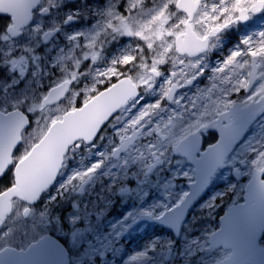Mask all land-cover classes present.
<instances>
[{"label":"rangeland","instance_id":"374dc122","mask_svg":"<svg viewBox=\"0 0 264 264\" xmlns=\"http://www.w3.org/2000/svg\"><path fill=\"white\" fill-rule=\"evenodd\" d=\"M175 1L102 0L100 6L103 8L95 22L83 29L87 52H91L90 49L98 37L108 28L117 31L116 43L120 40L118 35L125 40L121 24L127 26L133 41L140 40L147 48L149 46L154 48L150 67L135 61L140 56L141 49L134 45L131 48L119 49L115 58L116 71H119L124 63L135 64L137 67V69L132 67L131 77L147 96L144 119L148 122L149 131L167 128L169 135L168 141L162 144L134 145L118 161L110 164L111 172L108 176L100 175L99 179L106 180L111 187L105 192H111L114 187L125 190L123 198L116 197L114 204L116 209L111 211L118 213L117 216H106L112 209L106 199H96L89 204L86 197L79 198L76 189L80 179L76 172L71 173L66 176L65 182H60L63 187L56 185L34 209H31L26 220L21 216L23 207H13L6 229L0 230V242L3 245L23 246L33 238L41 236L46 230L58 232L55 227L59 226H55L49 220L50 208L57 205L62 206L60 213L64 214L70 229L68 241L75 253L70 264H214L221 258L223 254L210 250L206 242L208 234L216 228L217 213L221 214L226 209L224 207L221 210L215 203L219 194L216 186L225 184L231 190L239 192L250 170L260 168L264 164V115L250 128L240 147H237L233 156L227 160L225 169L214 178L213 189L193 208L182 226L176 243L173 237H168L165 232L157 240L155 235L159 228L144 223L125 232L136 214L148 213L158 216L168 207L177 204L185 194V183L193 179L192 168L184 160L171 156L170 145L176 144L177 139L187 132L193 119H211L232 100L245 104L264 94V14L251 17L245 25L229 26L225 34H219L211 39L207 52L188 59L177 56L174 52L173 38L182 32L185 20L184 16L175 10ZM254 1L205 0L192 20L195 34L202 37L208 29L230 22L240 8L247 7ZM98 18L105 22L99 21ZM226 33H229V39L225 36ZM251 55L258 57L260 67L256 83L248 93H245L248 60ZM163 66L164 68L158 69ZM166 67L174 74L177 85L182 86L188 77H194L193 84L178 91L170 104L163 101L169 84V76L163 71ZM151 69L159 72L158 78H153L150 74ZM130 70L131 65L127 67V71ZM45 85L46 82L37 80L35 103L37 116L35 114L31 124L30 136L27 137L28 134H25L21 138V146L36 143L48 126L60 119L66 109L77 101L78 92L76 93L74 89L66 101L41 110L39 102ZM89 90L90 88H87V91ZM231 98L233 99L230 100ZM155 116L158 118L154 119ZM239 156H243L241 162L246 166L243 169L237 163ZM157 160L159 163L156 166ZM151 165L155 167L151 169ZM75 168L76 164L69 170ZM231 170L240 173L242 182L231 177ZM100 171L103 172V168ZM97 181L98 178L93 183L96 186L99 185ZM7 183L8 179H3L2 187ZM66 193L71 197L63 199ZM167 194L170 195L168 205L164 199ZM236 199L237 196L233 198V202ZM83 200L88 204H82ZM46 206L47 214H44ZM58 214L56 213V216ZM150 235H153L149 240L153 245L133 252L140 249L135 244L148 240L147 236ZM128 242L133 253L130 251L125 253L124 244ZM167 249L172 250L168 263L165 262Z\"/></svg>","mask_w":264,"mask_h":264},{"label":"water","instance_id":"95a60500","mask_svg":"<svg viewBox=\"0 0 264 264\" xmlns=\"http://www.w3.org/2000/svg\"><path fill=\"white\" fill-rule=\"evenodd\" d=\"M28 1H30L29 5L26 4ZM202 1H176L177 10L187 17L184 32L176 36L174 40L175 51L179 55L194 57L203 53L207 49L208 38L222 29L213 28L204 38H198L194 34L190 21ZM38 3L39 0H26L24 3L18 1L9 9L4 7L3 13L11 14L14 22L25 25L28 22L30 10ZM263 6L264 1H259L249 9L240 10L234 22L246 23L249 19L248 13L256 15ZM41 14L46 15L47 9L44 8ZM55 31L47 32V37ZM125 33L128 35L126 29ZM258 67L257 57L252 56L246 91L256 80ZM192 82V78L188 79L186 86L191 85ZM65 84L51 89L41 105L46 106L59 101L64 95ZM175 91L176 87L171 85L165 97L167 102L171 101ZM135 94L136 89L130 81L127 78L121 79L93 98L83 108L68 112L61 121L55 122L15 168L14 185L0 194V225L5 216L10 213L12 198H18L28 204L37 201L54 182L68 147L81 138L90 141L100 126ZM262 113H264V95L243 107L233 103L227 111L218 115L215 124L210 123L200 128L203 132L211 130L217 133L214 144L198 152L199 143L192 145L193 134H191L173 146V155L185 157L193 165L194 181L188 185V193L174 209L158 218L140 214L136 222L149 221L161 224L178 237L181 222L206 191L211 176L223 166L225 157ZM24 126H26L25 119L17 112L0 113V176L10 163L11 151L20 142L19 136ZM134 139L135 136L124 139V143L115 151V156L124 151ZM262 176H264V166L261 169L252 170L244 189V203L230 206L219 219V229L210 236L209 243L212 249L220 246L232 249L230 256L217 264H264V247H257V240L264 231V179L261 178ZM27 213L28 210H25L23 216L26 217ZM169 254L170 250L166 252V260ZM0 264H68V260L63 246L54 237L45 235L26 250L4 248L0 252Z\"/></svg>","mask_w":264,"mask_h":264},{"label":"flooded vegetation","instance_id":"af4514ba","mask_svg":"<svg viewBox=\"0 0 264 264\" xmlns=\"http://www.w3.org/2000/svg\"><path fill=\"white\" fill-rule=\"evenodd\" d=\"M18 1L21 3L26 2V0H0V112L18 110L32 124L35 114L37 116L35 104L37 80L46 82L42 98L49 88L60 82L69 81V93L74 89L76 93L78 92L74 107L80 108L96 94L114 84L116 80L126 76L122 73L128 72L127 67L129 68L131 65V70L128 73L132 72V67H136L135 64L126 65L124 63L121 66L122 68L116 71L115 58L119 52L118 49L131 48L133 45L138 48L142 44L140 40H134V42L130 35L125 36V40H122V36L118 35L120 40L116 43L117 33L115 30H110V28L103 31L91 47V52H87L88 49L84 45L83 29L95 22L103 8L100 7L102 0H76L77 4L63 0H40L39 5L30 11L29 21L25 25L14 22L11 15L3 13L4 7L9 9ZM26 4L29 5L30 1ZM43 7L48 9L45 16L39 13V10ZM98 20L105 22L101 18H98ZM53 29L57 30L47 37V31ZM115 71L118 72V75ZM158 76L159 72H155L154 77L158 78ZM87 88H90V90L87 91ZM41 90L43 91V88ZM138 90L137 99L128 101L125 107L111 117L91 143L79 141L77 146L71 147L66 154L67 159L63 163L65 169L60 174V180L65 182L66 176L76 172L78 179H80L78 186L81 184L79 193L76 195L79 198L86 197L89 204L102 198L106 199L113 209L116 197L123 198L125 190H118L114 187L111 192L107 193L105 191L111 189V187L106 180L99 179L101 174L103 177L108 176L111 172L109 169L110 164L115 163L124 155H121L118 159H115L114 156V151L123 137L131 134L132 131L139 130L130 149L136 144L147 146L151 143L162 144L168 141L167 128L160 131H149L148 122L144 119L147 96L140 95L139 87ZM157 118L158 116L154 117V119ZM212 119L208 121L193 119L190 127L187 128V132H184L185 134L180 138L193 132L195 136L192 138V145L197 144L200 140L199 150H203L217 139L216 134L211 131H199L198 133L194 131L199 130L201 125ZM152 123L157 125L154 121ZM237 147L239 148L240 144L235 147L229 158L227 157L228 159L233 156ZM26 154L27 149L25 148H17L13 151L12 167L7 170L3 179H12L14 164ZM242 157L239 156L237 163L240 167L245 168V164L241 162ZM97 163L98 165H96ZM158 163L157 160L155 165L157 166ZM74 164H76L75 169L77 170H69ZM154 167L153 165L150 166L151 169ZM92 168L98 169L93 170ZM101 168H103V172L100 171ZM96 178H98V186L93 184ZM261 178H264V176ZM236 181L242 182V178L239 177ZM219 186L227 188L225 184H219ZM243 188L244 185L242 184L239 192L237 190L225 192L230 200L226 201L225 204L228 205L235 196H237V199L234 202L241 203ZM67 198L68 194L66 193L63 199ZM81 203L88 204L84 200ZM14 205L25 207L16 200L12 201V208ZM37 205L38 203L33 205L30 210ZM38 237H35L32 241L37 240ZM258 242L259 245H264V233ZM3 247L5 245L0 242V250ZM219 251L223 254L221 257L229 253V251Z\"/></svg>","mask_w":264,"mask_h":264},{"label":"trees","instance_id":"16d2710c","mask_svg":"<svg viewBox=\"0 0 264 264\" xmlns=\"http://www.w3.org/2000/svg\"><path fill=\"white\" fill-rule=\"evenodd\" d=\"M58 221H60L59 219H58ZM63 241V240H62Z\"/></svg>","mask_w":264,"mask_h":264},{"label":"bare ground","instance_id":"6f19581e","mask_svg":"<svg viewBox=\"0 0 264 264\" xmlns=\"http://www.w3.org/2000/svg\"><path fill=\"white\" fill-rule=\"evenodd\" d=\"M71 85H72V83H71Z\"/></svg>","mask_w":264,"mask_h":264}]
</instances>
